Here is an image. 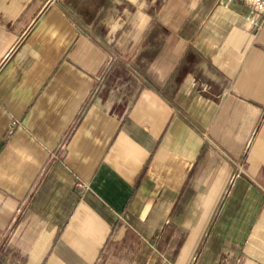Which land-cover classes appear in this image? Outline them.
<instances>
[{
	"label": "crops",
	"instance_id": "0c3cea01",
	"mask_svg": "<svg viewBox=\"0 0 264 264\" xmlns=\"http://www.w3.org/2000/svg\"><path fill=\"white\" fill-rule=\"evenodd\" d=\"M221 1L0 0V264H264V26Z\"/></svg>",
	"mask_w": 264,
	"mask_h": 264
},
{
	"label": "built area",
	"instance_id": "2783aa9c",
	"mask_svg": "<svg viewBox=\"0 0 264 264\" xmlns=\"http://www.w3.org/2000/svg\"><path fill=\"white\" fill-rule=\"evenodd\" d=\"M233 0H222L224 4L231 3ZM244 4L250 8L246 15V20L249 23L250 29L256 35L264 26V0H243ZM165 264H170L168 261Z\"/></svg>",
	"mask_w": 264,
	"mask_h": 264
}]
</instances>
